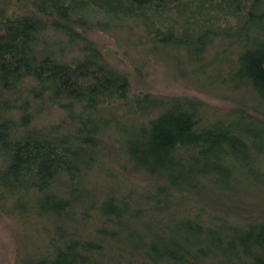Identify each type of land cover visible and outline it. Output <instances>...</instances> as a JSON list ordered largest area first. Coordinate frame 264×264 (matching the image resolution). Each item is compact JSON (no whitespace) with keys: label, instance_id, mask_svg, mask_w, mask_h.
Returning a JSON list of instances; mask_svg holds the SVG:
<instances>
[{"label":"trees","instance_id":"obj_1","mask_svg":"<svg viewBox=\"0 0 264 264\" xmlns=\"http://www.w3.org/2000/svg\"><path fill=\"white\" fill-rule=\"evenodd\" d=\"M0 217L14 264H264V0H0Z\"/></svg>","mask_w":264,"mask_h":264},{"label":"rangeland","instance_id":"obj_2","mask_svg":"<svg viewBox=\"0 0 264 264\" xmlns=\"http://www.w3.org/2000/svg\"><path fill=\"white\" fill-rule=\"evenodd\" d=\"M114 35H116V33H114ZM95 38L98 40L97 42L103 43L106 49L113 55V64L115 67L117 66L116 68L118 70L129 72V78L132 80L136 78L131 64L129 63V65L127 60L121 55V50L113 44L114 40L111 37L104 34H96ZM135 56L134 54L131 55L132 58L136 59L137 57ZM174 62L170 61L166 65H149L145 71L146 77L143 76V78H145L144 84L146 85V90L163 96L195 97L205 104L219 107L220 111L227 107L231 108L234 105L232 101L217 98L212 93H205L188 86V84L184 82L193 80V77L188 76L189 68L185 67L181 61L175 60ZM13 230L12 222L6 218L0 217V264H14L16 240ZM22 255L25 256L26 253L23 252Z\"/></svg>","mask_w":264,"mask_h":264}]
</instances>
